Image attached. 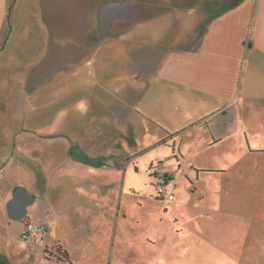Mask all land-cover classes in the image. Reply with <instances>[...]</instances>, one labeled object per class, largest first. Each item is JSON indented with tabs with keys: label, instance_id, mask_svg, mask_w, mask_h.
Instances as JSON below:
<instances>
[{
	"label": "crops",
	"instance_id": "1",
	"mask_svg": "<svg viewBox=\"0 0 264 264\" xmlns=\"http://www.w3.org/2000/svg\"><path fill=\"white\" fill-rule=\"evenodd\" d=\"M30 1L43 16L46 7L49 9L48 18L44 17L47 40L54 38L53 17L61 10L67 11V5L58 0H15L11 9L12 0H0V82L7 80L11 89L18 88L13 95L7 94V89L5 96L0 93L1 119L27 116L26 102L33 104L40 96L39 59L37 63L22 64L7 53L15 33L13 28L10 30L9 17L20 11L21 4ZM121 1L72 3L81 7L93 3L97 11L94 27L89 24V15L77 14L72 18L77 29L64 35L82 42L65 57L71 62L65 65L64 80L67 127L50 133L44 141L62 135L65 142H51L48 145L52 147L44 150L39 141L36 159L22 153L26 151L24 144L17 147L21 149L17 178L0 194V215L8 219L11 218L6 203L15 186L22 185L34 195L32 204H36L30 216L22 219L23 225L29 221L45 223L47 230L40 235L52 236L68 252L71 264L78 261L67 243L55 235L57 226L64 224L80 242L95 244L101 238L108 239V230L101 227L109 228V221L113 220L119 237L127 238L126 223L118 222L122 214L129 213L121 206V197L130 198L142 191L147 178L154 189L152 160L159 163L156 174L170 175L175 182L173 204L179 203L185 194H214L212 180L233 178L228 172L239 165L226 161L232 158L226 152L245 151L250 134L262 133L264 129L260 116L264 115V0H191L179 5L171 0H145L140 5L137 0H127V5ZM122 4L127 10L121 9ZM149 5L159 9L173 7L174 12L179 7L181 13L136 16L137 7L143 12ZM139 24L145 25L150 40L140 49L136 48L134 35L130 36ZM166 25L168 31H164ZM155 28L159 31L154 35ZM106 43L114 45L95 51L89 48ZM98 55L107 58V70L98 65ZM106 101L123 111V121L121 118L113 126L119 134L117 139L106 134L109 122L106 128V122L98 120L103 119L99 106ZM138 102L143 103V109ZM94 115L97 120L86 127L89 122L84 119ZM80 118V127L74 133L73 125ZM138 132L143 136L142 142L138 141ZM169 139L174 146L167 145ZM160 143L170 147V154L168 150L139 153ZM3 151L0 161L12 158L17 150H9L0 140V152ZM172 156L176 163L169 162ZM143 158L148 159L149 177L144 174ZM27 164L34 167V175L24 181L19 170ZM43 201H49L47 210ZM51 204L57 213L52 212ZM36 210L46 215L39 217ZM36 236L29 243H38L43 251L50 247L45 238L37 241ZM40 259L45 258L41 255ZM1 261L4 262L3 256Z\"/></svg>",
	"mask_w": 264,
	"mask_h": 264
},
{
	"label": "rangeland",
	"instance_id": "2",
	"mask_svg": "<svg viewBox=\"0 0 264 264\" xmlns=\"http://www.w3.org/2000/svg\"><path fill=\"white\" fill-rule=\"evenodd\" d=\"M58 1L62 5H67V11L61 10V13L53 17L51 24L54 26L52 31L54 38L50 40L44 39L48 37L45 27V18L49 16L48 7L43 16L42 12L37 13V8L32 6L33 1H30L21 4L23 6L20 11L9 17L10 30L13 28L15 33L10 38L7 53L22 64L37 63L39 59L42 86L36 102L30 105L26 102L28 113L25 115L27 116L0 118V140L7 144L9 150H17L12 158L6 157L5 160L0 161V194L5 193L17 178L18 170L16 169L20 164L21 154L19 153L21 149H16L17 147L22 148L24 144L26 151L22 153L30 159H36L35 153L40 142L44 150L52 147V144L48 145L51 142L53 144L65 142V137L62 135L44 141L50 133L67 127L64 80L65 65L68 66L71 62H67L65 57L69 50L75 52V48L82 46V42L76 38L67 39L64 35L77 29V23L72 22V18L77 14L89 15V24L94 27L97 8L93 3L81 7L72 4L75 0ZM144 1L137 0V4L140 5ZM171 1L174 5H179L191 0ZM121 2L127 5V0ZM126 5L122 4L121 9L127 10ZM138 8H136V16L142 18L181 13L179 7H176L175 12L173 7L159 9L149 5L143 12ZM165 27L164 31H168L169 25ZM158 31L159 28H155L153 34L155 35ZM55 34L60 35L56 37ZM146 34L145 25L142 24L136 26L134 33L131 32L130 36L134 35L133 38L136 40L134 43H137L136 48H143L145 43L150 41ZM152 43L156 41L152 40ZM113 45V43H106L89 48H94L95 51L97 48L102 50ZM124 50L126 51V47ZM125 51L124 56H127ZM99 59L98 65L107 70L104 63V59L107 58L98 55L97 61ZM10 89L7 80L0 82L2 95L5 96V90L7 94L13 95L18 88L11 89V92ZM114 105L115 103L106 101L104 105L99 106V111L102 113L100 117L103 119L98 118V120L106 122V128L109 122L106 134L110 136V139H117L119 136L113 126L122 118L123 112ZM137 105L143 109V103L138 102ZM55 114H58L57 118H54ZM260 116L264 119L263 114ZM81 120L82 118L77 119V124L74 123V133L75 129L80 127ZM85 120L89 122L85 126L89 127L97 120V117L94 115L93 118H85ZM138 127L139 124L136 128ZM137 137L138 141L142 142L143 136L140 132ZM166 141L167 145H172V140ZM36 144L37 146H34ZM160 144L156 147H148L139 153L151 152L152 154L155 151L168 150L170 154V147L168 146L167 149L163 143ZM29 147H32L34 151ZM0 153L3 155L4 151ZM226 155L232 156L226 161L237 162L239 165L231 167L228 172L229 177L233 178L216 177L212 180L214 194H204L203 197L199 194H185L179 203L173 204L174 200L157 199L155 187L153 189L147 178L145 185H142V191L138 190L136 195L130 198L123 199L122 195L121 206L126 207L129 213L126 216L122 214L118 222L126 223L127 238L119 237L118 228H114L113 220L109 221V228L101 227V229L106 228L109 235L107 240L101 238L99 243L80 242L77 236L67 231L64 224L55 228V235H58L73 250L78 264H264V129L262 133L250 134L245 151L226 152ZM42 158L47 159L44 155ZM169 162L176 163L175 157L172 156ZM141 163L146 166L144 174L149 177L148 159L143 158ZM150 164L159 166L157 160H152ZM21 168L23 169L19 170V173L24 181L33 177L34 167L31 168V165L27 164L21 165ZM2 173L4 176H1ZM235 176H241L244 180L239 181L240 178ZM138 182H140L139 177ZM188 184L191 185L190 182ZM41 203L47 210L46 204L48 206L49 201ZM35 204L29 205L26 215L30 216ZM53 205L51 204L50 208L52 212H56ZM38 210L43 208L39 207ZM38 210L35 212L37 216L46 215L45 212ZM62 216L64 215H60ZM0 217V237H2L0 256L4 258V262L1 261L0 264H52L49 256L58 254L55 249L57 243L52 236L40 234L36 236L37 241L45 238L44 240L50 245L43 251L38 243H29L19 236V227L23 225V220L8 219L2 215ZM6 222H9L10 226ZM8 238L11 245L8 244ZM51 248L53 250L50 252L48 249ZM41 255L45 258L44 260L40 259Z\"/></svg>",
	"mask_w": 264,
	"mask_h": 264
},
{
	"label": "built area",
	"instance_id": "3",
	"mask_svg": "<svg viewBox=\"0 0 264 264\" xmlns=\"http://www.w3.org/2000/svg\"><path fill=\"white\" fill-rule=\"evenodd\" d=\"M158 168L159 166L157 164L150 166V172L154 176L156 194L162 200L172 201L176 193L175 182L170 175L156 174ZM46 230L47 225L43 222H25L20 237L22 240L29 241L34 238V236L43 234ZM48 250L51 252L53 248ZM49 258H51L52 264H66L65 260L56 253L53 257L50 255Z\"/></svg>",
	"mask_w": 264,
	"mask_h": 264
},
{
	"label": "water",
	"instance_id": "4",
	"mask_svg": "<svg viewBox=\"0 0 264 264\" xmlns=\"http://www.w3.org/2000/svg\"><path fill=\"white\" fill-rule=\"evenodd\" d=\"M34 201V195L29 193L24 186H15L11 197L6 203V212L13 220H22L27 213V207Z\"/></svg>",
	"mask_w": 264,
	"mask_h": 264
},
{
	"label": "trees",
	"instance_id": "5",
	"mask_svg": "<svg viewBox=\"0 0 264 264\" xmlns=\"http://www.w3.org/2000/svg\"><path fill=\"white\" fill-rule=\"evenodd\" d=\"M14 3H15V0H12L11 4H10V6H9V9H11V7H12V5H13ZM8 16H9V15H8ZM173 144H174V143H173ZM173 144H172V145H173ZM173 146H174V145H173ZM156 198H157V199H161L159 196H157ZM161 200H162V199H161ZM24 218H26V216H25ZM24 218H23V219H24ZM55 249H56V252L59 254V256L65 260L66 264H71V262L69 261L68 252H67L64 248H62V246H60V245L57 243Z\"/></svg>",
	"mask_w": 264,
	"mask_h": 264
}]
</instances>
